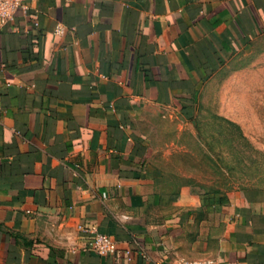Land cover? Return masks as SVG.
<instances>
[{"label":"crops","instance_id":"0c3cea01","mask_svg":"<svg viewBox=\"0 0 264 264\" xmlns=\"http://www.w3.org/2000/svg\"><path fill=\"white\" fill-rule=\"evenodd\" d=\"M25 5L0 28V264H264V188L176 195L156 158L264 35V0Z\"/></svg>","mask_w":264,"mask_h":264},{"label":"rangeland","instance_id":"374dc122","mask_svg":"<svg viewBox=\"0 0 264 264\" xmlns=\"http://www.w3.org/2000/svg\"><path fill=\"white\" fill-rule=\"evenodd\" d=\"M166 188L186 197L264 188V35L206 82L191 121L156 139Z\"/></svg>","mask_w":264,"mask_h":264},{"label":"built area","instance_id":"2783aa9c","mask_svg":"<svg viewBox=\"0 0 264 264\" xmlns=\"http://www.w3.org/2000/svg\"><path fill=\"white\" fill-rule=\"evenodd\" d=\"M28 0H0V28L4 25L12 22L15 18L16 12L20 8L27 9L25 5ZM57 34L63 32L62 26H58L56 29ZM92 249L100 256L111 255L116 252L115 243L104 234H95V236L89 241L85 246ZM184 264H215L210 260L206 261H194V262H185Z\"/></svg>","mask_w":264,"mask_h":264}]
</instances>
